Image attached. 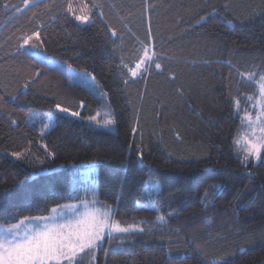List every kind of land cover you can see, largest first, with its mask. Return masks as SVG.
<instances>
[{"label":"trees","instance_id":"16d2710c","mask_svg":"<svg viewBox=\"0 0 264 264\" xmlns=\"http://www.w3.org/2000/svg\"><path fill=\"white\" fill-rule=\"evenodd\" d=\"M94 2L102 7L85 26L65 0L20 13L11 5L24 9L23 0L0 5V224L80 203L79 171L94 164L97 200L123 226L144 229L102 241L95 264H264V162L243 165L233 143L244 112L236 101L248 108L264 76V0ZM41 25L39 50L95 77L116 132L54 110L91 116L100 100L31 49L17 51L20 35ZM145 43L162 70L122 77L121 60L134 67ZM31 110L42 114L37 124L27 121Z\"/></svg>","mask_w":264,"mask_h":264},{"label":"snow or ice","instance_id":"6c2138e0","mask_svg":"<svg viewBox=\"0 0 264 264\" xmlns=\"http://www.w3.org/2000/svg\"><path fill=\"white\" fill-rule=\"evenodd\" d=\"M24 9L11 5L16 13H20L25 9L37 5V0H23ZM0 5L5 9L9 7L6 0H0ZM102 6L95 3L94 0H65L66 14H70L75 21L80 24H88L91 22L93 9H100ZM102 16L103 13L101 12ZM41 26L32 31L25 32L20 35L17 51L24 54L28 49H44L46 41L41 33ZM112 35L116 32L111 30ZM159 57L152 52L148 44L143 45V54L137 57L134 67H129L130 62L121 60L120 72L122 77L128 76L140 79L150 74L153 64L156 70H162V65L158 62ZM93 81L95 77L91 73H85ZM264 81V76L261 77ZM127 84L129 81H123ZM25 88L28 87L26 83ZM262 97L261 111L252 121L251 125L259 128L261 135L256 140L238 138L233 141L234 145L239 149L241 144L245 145L243 157V165H247L251 159L258 162H264L262 148H264V83L259 85ZM107 95V93H102ZM237 107L239 101H236ZM80 107H84V101L80 102ZM54 110L58 113L68 114L72 117L84 119L79 111H70L69 107H62L60 103L54 105ZM30 116L34 115L29 113ZM87 121L101 128H111L115 124L114 114L111 112L101 113L97 111L95 115L88 116ZM15 123V121H13ZM52 126L51 114L48 117V123L43 124L41 134ZM137 129L133 128V132ZM255 135V129L253 130ZM44 150L47 152L46 146ZM16 160L24 158L21 152L11 154ZM54 153L48 152L49 157H54ZM96 188L91 189L93 199H87L88 190L85 189V198L80 200L83 211H79L75 204L58 205L51 209L48 216L24 217L18 223L9 224L5 227L0 224V264H82V257L89 255L95 250L99 244L107 239L118 238L121 234H132L135 232H143L144 229L138 225L129 224L123 226L120 221L113 219V209L109 205L98 207V200L95 198ZM207 193H205V199ZM79 199V197H78ZM58 209H60L58 211ZM63 209H68L74 215L66 217ZM157 213L156 220L158 222H167L166 216L159 207L155 208ZM171 215V213L169 214ZM27 222V223H26ZM123 242V241H121ZM94 259V257H93ZM213 264H217L216 261Z\"/></svg>","mask_w":264,"mask_h":264},{"label":"rangeland","instance_id":"374dc122","mask_svg":"<svg viewBox=\"0 0 264 264\" xmlns=\"http://www.w3.org/2000/svg\"><path fill=\"white\" fill-rule=\"evenodd\" d=\"M76 22L81 26L87 25V24L82 25L78 21H76ZM30 51L36 57V59L41 61L44 65H46L49 68L55 69V70L59 71L60 73L64 74L67 77L70 84H77V85L85 88L86 90H88L93 95H95L100 100V106H99L97 111H100L101 113H104V112L113 113L112 108L109 104L107 95H102V93H105L103 88L101 87V85L96 80L93 81L89 76L85 75V73H88V72L77 70V69L71 67L70 65H68L67 63H65L63 61H60V60L55 59L53 57L47 56L45 53H43L39 49H31ZM261 77L262 76L255 78L256 79L255 83L257 85L258 92H257V96H255L254 98L249 100L250 105L248 106V108L247 107L242 108L241 105H239V107H237V105H236V109H238V110L243 109V111H244L241 114V117L243 119L241 131H240L239 135L236 137V139L246 137L247 139L256 140L257 137H259L261 135L259 128L256 125H251L249 118H248L250 116L251 120L255 121L257 115L261 111L262 97H261L259 85H260V83H264V81L261 80ZM97 111L92 115H95L97 113ZM30 112L33 113L34 115H32V116L29 115L27 117V121L29 122V125L30 124H37V122L42 118V114L36 110L35 111L31 110ZM59 114H61L64 117H68V118H71V119H74L77 121H82L87 126L95 128V129H100V130H104V131H108V132H112V133L116 132L115 124L111 128H101V127H98L97 125L92 124L89 121H87L86 118L88 116H82L81 115L82 117H84V119H80L77 117H72L71 115H68V114H63V113H59ZM254 129H255V135H253ZM244 147H245V145L242 143L241 147L237 150L238 156L241 158L242 161H243V157L245 155V152L243 150ZM262 155H264V148H262ZM10 157H11V155H10ZM250 162H252L253 165H255V166L259 163L255 159H251V158H250ZM79 181L81 182V184L86 186V189L88 190L87 197H88L89 201H91L93 199V196L91 194V189L93 187H95L96 189L98 188L96 165H94V164L88 165V167L79 171ZM148 183H151V182H148ZM78 185H80V183ZM152 187H154L155 192H158L160 190L159 185L157 183H154L152 185ZM95 198L97 199V190H96ZM74 204L77 205L79 211L84 210L83 207L80 205V203H74ZM102 205L103 204L101 202H99L97 206L100 207ZM59 210L60 209H58V211ZM63 212H64L65 216L69 217V218L74 215L72 212H69L68 209H63ZM5 227H7V226H5ZM88 257H89V259L82 257V264H95V258L93 259V257H91V254H89Z\"/></svg>","mask_w":264,"mask_h":264}]
</instances>
